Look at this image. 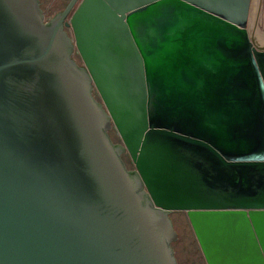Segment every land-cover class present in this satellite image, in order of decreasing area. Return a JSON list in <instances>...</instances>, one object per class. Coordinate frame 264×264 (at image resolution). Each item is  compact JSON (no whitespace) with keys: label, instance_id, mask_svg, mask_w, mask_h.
I'll return each instance as SVG.
<instances>
[{"label":"water","instance_id":"obj_1","mask_svg":"<svg viewBox=\"0 0 264 264\" xmlns=\"http://www.w3.org/2000/svg\"><path fill=\"white\" fill-rule=\"evenodd\" d=\"M251 5L0 0V264H179L176 212L206 264H264Z\"/></svg>","mask_w":264,"mask_h":264},{"label":"rangeland","instance_id":"obj_2","mask_svg":"<svg viewBox=\"0 0 264 264\" xmlns=\"http://www.w3.org/2000/svg\"><path fill=\"white\" fill-rule=\"evenodd\" d=\"M60 0H44L43 10L50 11L54 5H59ZM260 6L259 13L257 8ZM52 16V15H51ZM50 16V17H51ZM49 15L47 19L50 18ZM249 34L256 39L259 46H264V0H252L251 14L249 19ZM80 62L78 55H75ZM115 143H121L120 137L115 130L110 132ZM123 160L130 168H134L129 155H124ZM178 239L173 244L175 256L179 264H206L201 249L195 238L185 213L176 212L171 215Z\"/></svg>","mask_w":264,"mask_h":264},{"label":"flooded vegetation","instance_id":"obj_3","mask_svg":"<svg viewBox=\"0 0 264 264\" xmlns=\"http://www.w3.org/2000/svg\"><path fill=\"white\" fill-rule=\"evenodd\" d=\"M41 1V6H43L44 4V1L40 0ZM70 0H60L59 1V5H54V7L52 9H50V11H47L45 12L44 10V13H45V17L47 19V16L49 15L50 18H48L47 20H50L52 19L55 15H57L59 12L63 11L65 9V7L67 6V4L69 3ZM43 9V7H42ZM130 168V167H128ZM131 169V168H130Z\"/></svg>","mask_w":264,"mask_h":264},{"label":"bare ground","instance_id":"obj_4","mask_svg":"<svg viewBox=\"0 0 264 264\" xmlns=\"http://www.w3.org/2000/svg\"><path fill=\"white\" fill-rule=\"evenodd\" d=\"M257 10H258L257 12L259 13V11H260V6H258Z\"/></svg>","mask_w":264,"mask_h":264},{"label":"crops","instance_id":"obj_5","mask_svg":"<svg viewBox=\"0 0 264 264\" xmlns=\"http://www.w3.org/2000/svg\"><path fill=\"white\" fill-rule=\"evenodd\" d=\"M42 1H44V0H42Z\"/></svg>","mask_w":264,"mask_h":264}]
</instances>
